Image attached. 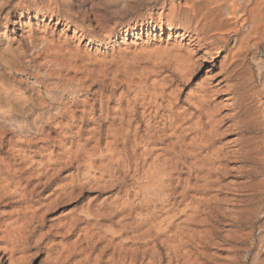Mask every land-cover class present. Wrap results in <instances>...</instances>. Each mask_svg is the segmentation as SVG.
I'll return each mask as SVG.
<instances>
[{
	"label": "rangeland",
	"instance_id": "rangeland-1",
	"mask_svg": "<svg viewBox=\"0 0 264 264\" xmlns=\"http://www.w3.org/2000/svg\"><path fill=\"white\" fill-rule=\"evenodd\" d=\"M207 1L0 0V264H264V0L247 13L230 0L213 74L196 47L181 74L182 27ZM222 59L249 121L223 141L235 151L252 135V158L229 159L208 191L181 173L167 204L149 177L150 129L215 88ZM237 111H220L224 128Z\"/></svg>",
	"mask_w": 264,
	"mask_h": 264
},
{
	"label": "bare ground",
	"instance_id": "bare-ground-1",
	"mask_svg": "<svg viewBox=\"0 0 264 264\" xmlns=\"http://www.w3.org/2000/svg\"><path fill=\"white\" fill-rule=\"evenodd\" d=\"M237 1H239L238 5L244 13H247L251 0ZM207 3L208 5H195L193 7L198 12L194 14L198 17L194 26L188 24L182 27L183 36H189L188 45L191 46L192 50L187 53V56H181L179 64L181 74L186 72L190 67V62L194 61L193 53L195 51H193V48L196 47L199 52L202 50V59L210 61L207 70L210 75L213 74L216 68L217 58L226 50L227 35L222 32V29H225L224 22L229 23L235 17L236 4L235 2L231 4L230 0H209ZM224 4L227 6L226 9H223ZM225 15L226 17H224ZM9 20L8 13L6 21ZM12 24V32L23 30L21 19L19 21L14 20ZM236 26L234 30L238 34L240 31L236 29ZM157 28L161 31L165 27H163V23H160L153 26L154 30H157ZM167 29L177 30L179 27L169 25ZM237 40L238 37L235 38V41ZM8 51V49H5L2 54L5 55ZM1 57L2 65L6 66V59L3 56ZM220 62L223 65L221 70L225 74V78L219 80L215 88L212 85H199L194 90L190 102L188 101L187 107L183 111L174 112L171 110L165 122L162 124L156 122L150 129L149 155H151L152 163L149 177L152 180L155 192L160 191L167 197V204L170 203L177 186L181 183V173H186L188 178L193 176L201 178L204 183L196 186L208 191L212 186L218 185L219 179L227 172L225 170L229 159L236 158L239 159L238 161H248L252 158L254 148L252 135L243 134L235 138L234 142L241 145L235 151L229 150L230 143L223 141L224 136L229 133L231 127L238 132L247 131L249 121L245 113L247 95L244 86L240 87L237 82H233L230 65H226L225 59L220 60ZM225 81L227 83L221 85ZM223 86H225V89ZM0 90L5 91V88L0 87ZM226 91L233 93V96L226 98V101L233 99L232 103L228 104L224 101L216 102L214 100L216 95ZM227 105L240 108L242 112L237 111L230 114L228 118L232 121V124L224 128L223 121L225 118L220 117V111ZM44 165V162L41 163L42 172L46 168ZM0 259H3V256H0Z\"/></svg>",
	"mask_w": 264,
	"mask_h": 264
}]
</instances>
